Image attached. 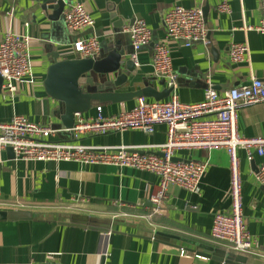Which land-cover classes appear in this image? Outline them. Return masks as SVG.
I'll return each instance as SVG.
<instances>
[{"label": "crops", "instance_id": "obj_1", "mask_svg": "<svg viewBox=\"0 0 264 264\" xmlns=\"http://www.w3.org/2000/svg\"><path fill=\"white\" fill-rule=\"evenodd\" d=\"M55 0H0V32L13 30L32 39V62L36 84L22 86L13 100L0 96V123L15 115L30 122L60 128L62 103L44 88L53 56L73 60V44L97 36L101 56L119 48L132 52L128 30L144 20L152 42L139 54L132 83L166 89L154 76V46L165 42L163 19L174 6L202 7L210 46L191 48L172 45V63L178 76L176 91L183 104H198L208 88L222 95L247 84L252 76L264 81V36L245 32L262 18L261 0H68L56 13ZM227 2L231 13L220 15L218 6ZM75 3L84 5L94 19L91 29L74 33L64 25L65 12ZM12 15V16H10ZM248 43L251 63L233 64L230 48ZM144 85V84H143ZM128 86L120 92H135ZM138 100L123 104H96L85 118H95L101 107L106 117L131 111ZM167 129L153 134L141 131L92 136L78 143L90 147L141 148L158 151L167 141ZM238 133L245 139H264V104L238 113ZM72 143L68 132L51 139ZM252 160L240 150L243 214L250 235L258 241V256L247 264H264V186L256 181L264 155ZM179 162H207L200 194L178 187L169 189V199L153 215L151 199L160 187L154 174L103 165L83 166L73 162L17 160L6 150L0 154V264H232L216 259L219 253L236 255L211 238L213 218L231 213L229 196L230 158L225 151H181ZM83 199V201H78ZM77 224L79 226H72ZM81 226V227H80ZM94 227L90 229L89 227ZM85 227V228H82ZM100 229H109V233ZM165 234L174 239L164 238ZM220 256V255H219Z\"/></svg>", "mask_w": 264, "mask_h": 264}, {"label": "built area", "instance_id": "obj_2", "mask_svg": "<svg viewBox=\"0 0 264 264\" xmlns=\"http://www.w3.org/2000/svg\"><path fill=\"white\" fill-rule=\"evenodd\" d=\"M217 11L220 15L231 13L227 2L221 3ZM261 12L259 25L246 26L243 29L245 32L255 31L264 36V0H261ZM163 24L165 42L154 46L152 68L154 76L165 82L166 89L172 90L169 98L160 102L141 98L131 111L110 117L104 116L101 107L97 108L95 118L77 114L74 128L65 131L71 133L72 143H54L51 139L64 131L15 115L9 123H0V154L12 149L15 158L20 161L73 162L83 166L103 165L154 174L160 179L159 190L151 199L152 214L156 215L168 201L171 187L196 195L201 192V182L209 164L199 161L175 162L174 157L178 152L225 151L230 158L231 213L214 216L211 238L236 255L258 256V241L250 235L243 214V181L238 152L246 151L250 160L254 157L253 150L263 156L264 139L242 138L238 133V113L242 109L264 104V81L252 76L247 84L222 95L208 88L201 103L183 104L176 91L178 76L173 68L171 47L173 44L187 48L196 44L210 46L204 10L202 7L187 9L174 6L166 13ZM64 25L68 31L78 33L93 28L95 22L83 4L75 3L65 12ZM128 33L132 47L130 59L137 66L139 54L152 42V31L140 19L134 22ZM31 42L30 37L10 29L0 32L2 94L11 100L20 87L36 84ZM73 50L79 58L95 60L101 56V42L97 36H91L76 41ZM229 56L233 64L251 63L249 44H233ZM161 125L167 129V141L158 147L157 152L141 148L90 147L78 143L87 137L128 131L153 134L156 127ZM256 181L264 186V165L260 167ZM78 201L84 202L83 199Z\"/></svg>", "mask_w": 264, "mask_h": 264}, {"label": "water", "instance_id": "obj_3", "mask_svg": "<svg viewBox=\"0 0 264 264\" xmlns=\"http://www.w3.org/2000/svg\"><path fill=\"white\" fill-rule=\"evenodd\" d=\"M68 0H55L56 13L63 12ZM206 14L204 13V17ZM54 63L48 68L44 88L49 97L62 103V116L58 130L69 131L74 128L76 115L90 113L96 104H123L130 101L145 98L155 102L169 98L172 90L165 89L158 92L150 83H132L133 74L136 71L134 62L124 50L114 48L103 56L93 59L75 58L73 60L60 59L53 56ZM144 84V85H143ZM165 82L161 83L163 86ZM3 80L0 77V96L2 95ZM133 86L135 92H120L121 89ZM71 135V133H70ZM72 136V135H71ZM13 155V150L8 149ZM15 157V155H14ZM175 162H179L174 159ZM188 162V161H186ZM72 226H79L74 224ZM81 227V226H80ZM85 228V227H82ZM94 229V227H89ZM109 233V229H100ZM158 236L174 239L165 234ZM219 253L215 256L219 261L232 264H247L248 257L243 255H225L223 252L209 249ZM220 255V256H219Z\"/></svg>", "mask_w": 264, "mask_h": 264}]
</instances>
